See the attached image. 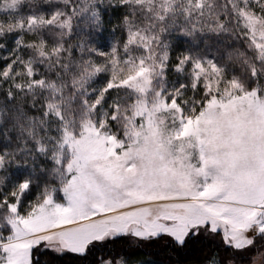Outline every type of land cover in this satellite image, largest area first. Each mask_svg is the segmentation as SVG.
<instances>
[{
	"label": "snow or ice",
	"instance_id": "snow-or-ice-1",
	"mask_svg": "<svg viewBox=\"0 0 264 264\" xmlns=\"http://www.w3.org/2000/svg\"><path fill=\"white\" fill-rule=\"evenodd\" d=\"M0 264H264V0H0Z\"/></svg>",
	"mask_w": 264,
	"mask_h": 264
}]
</instances>
